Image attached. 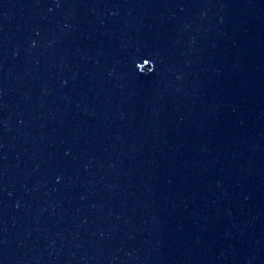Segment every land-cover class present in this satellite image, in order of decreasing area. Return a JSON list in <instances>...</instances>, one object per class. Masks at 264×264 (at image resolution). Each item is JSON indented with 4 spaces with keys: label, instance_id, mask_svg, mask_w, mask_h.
Segmentation results:
<instances>
[{
    "label": "water",
    "instance_id": "obj_1",
    "mask_svg": "<svg viewBox=\"0 0 264 264\" xmlns=\"http://www.w3.org/2000/svg\"><path fill=\"white\" fill-rule=\"evenodd\" d=\"M0 264H264V0H0Z\"/></svg>",
    "mask_w": 264,
    "mask_h": 264
}]
</instances>
